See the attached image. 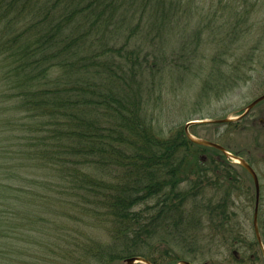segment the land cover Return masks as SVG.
<instances>
[{
	"label": "trees",
	"instance_id": "1",
	"mask_svg": "<svg viewBox=\"0 0 264 264\" xmlns=\"http://www.w3.org/2000/svg\"><path fill=\"white\" fill-rule=\"evenodd\" d=\"M190 1L0 0V264H195L211 242L199 234L206 220L211 238L241 242L228 210L241 189L229 158L184 127L168 136L154 127L165 71L176 68L174 83L196 74L206 27L224 43L202 80L217 96L226 89L216 77L231 80L227 48L252 28V6L223 4L238 34L227 39L225 21L213 30L205 22L175 46L161 43L172 22L194 15ZM260 28L233 63L231 87L242 68H264ZM263 206L262 190L264 247Z\"/></svg>",
	"mask_w": 264,
	"mask_h": 264
},
{
	"label": "rangeland",
	"instance_id": "2",
	"mask_svg": "<svg viewBox=\"0 0 264 264\" xmlns=\"http://www.w3.org/2000/svg\"><path fill=\"white\" fill-rule=\"evenodd\" d=\"M223 4L235 5V9L241 12L245 5L252 6V12L247 19L249 23H252L250 33L244 36L241 42L233 43L226 51L227 66L222 68L224 73L227 74L225 79L230 76L231 80L220 81L218 76L216 77V81L221 82V86L226 89L218 96L212 91L208 93L201 91L202 80L205 79V76L209 73L208 71L211 68L216 69L218 66L216 63L212 65L211 56L220 52L224 47L220 36L213 37L210 35L213 40L207 39L209 34L207 32L209 27L207 26L206 30L204 29L203 40L197 52L202 66L200 68L196 65L198 67L194 68L196 74L191 75L190 79L183 82L174 83L175 74H178V72L175 73L176 68L170 66L165 71L166 83L161 95V104L155 108L154 113L157 116V120L154 121V127L157 131H162L166 136L177 129L185 127L186 122L189 120L235 118L252 100L264 93V68H261L258 64L251 65L254 68L253 71H250V67H248L244 72L242 68V78L239 81V85L231 87L234 84L232 66L237 61V55L243 54L249 49L252 45L253 37H257L255 36L258 34L257 31L261 33L260 25L264 22V0H192L186 5L188 7L191 6L192 10L195 8L194 15L188 16V18L184 17L177 23L172 22L163 31V40L160 42L175 46L179 43V38L188 37L190 33H194L204 27L205 22H207V25L212 22L210 27L213 30L221 27L223 21H225L222 31H227L224 33L226 36L228 35L227 39L230 38L228 30H232L233 34H238L239 32L235 33V28L230 26L234 18L228 16L229 11L222 8ZM182 5L185 4L182 3ZM214 14L217 15L215 19L213 17ZM199 20H202V23H198ZM214 74L218 75L217 73ZM248 74L249 76H247ZM188 131L191 137L217 142L231 153L226 156L232 165V172H236L238 183L240 182L241 187L240 190L233 194L232 202L228 207V210L232 212L231 224L235 233H240L238 238L241 242L234 244L230 243L229 238L227 241L218 236L211 238L215 234V229L206 220L209 215L205 214L204 219L208 227L200 230L199 234L208 237L206 241L211 242L201 254L199 252L196 253L195 264H264V253H262L258 244L252 242L255 237L253 229L255 187L253 180L248 172L243 171L235 163L237 160L232 156V154H237L252 165L258 174L261 187L260 193H262V190L264 193V100L257 103L239 120L230 123H193L188 127ZM214 194V190H209L206 194L207 199H210ZM176 251L179 250L176 249ZM233 251H235V256H237L238 260L232 257L231 253ZM184 259L188 258L184 257ZM30 261H32V257L26 256L23 264ZM57 261L53 264H57ZM33 262L46 264L44 258L39 261L34 259ZM116 264H126V262H117Z\"/></svg>",
	"mask_w": 264,
	"mask_h": 264
},
{
	"label": "water",
	"instance_id": "3",
	"mask_svg": "<svg viewBox=\"0 0 264 264\" xmlns=\"http://www.w3.org/2000/svg\"><path fill=\"white\" fill-rule=\"evenodd\" d=\"M262 100H264V93L261 94L260 96L256 97L254 100H252L245 107V109L235 118L224 117V118H219V119H214V120H190L185 124V131L187 133V136L191 141H193L195 143L217 148L226 155L231 154L230 152H228L225 149L224 146H222L221 144H219L217 142L191 137L190 133L188 131V127L193 123H200V122L226 123V122H230V121H236V120L240 119L241 117H243L244 115H246L252 107H254L258 102H260ZM232 156L237 160L236 163H238L242 167H244L253 179V183H254V187H255V205H254V212H253V227H254V233L256 235L257 241H258V243H259V245H260V247L264 253V248L262 245V241H261V237H260L259 229H258V224H257L258 203H259V195H260V186H259L258 175H257L256 171L254 170V168L245 159H243L242 157L233 155V154H232ZM125 261H126V264H135L137 262H141L144 264H152L149 261H147L146 259L139 257V256H130V257L126 258ZM175 264H192V262H190L188 260H179Z\"/></svg>",
	"mask_w": 264,
	"mask_h": 264
}]
</instances>
